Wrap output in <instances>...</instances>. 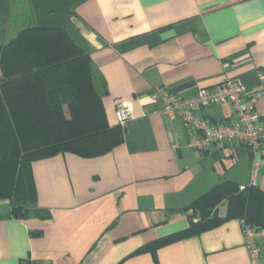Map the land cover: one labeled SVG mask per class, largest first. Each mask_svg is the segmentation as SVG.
<instances>
[{
	"label": "crops",
	"instance_id": "1",
	"mask_svg": "<svg viewBox=\"0 0 264 264\" xmlns=\"http://www.w3.org/2000/svg\"><path fill=\"white\" fill-rule=\"evenodd\" d=\"M29 26L62 27L90 55L110 126L118 101L133 110L109 151L28 163L36 204L49 217H14L0 196V264H252L240 218L189 233L204 222L190 205L220 182L247 183L252 159L264 190V132L253 154L231 141L194 149L198 132L152 96L162 86L187 96L236 80L262 88L264 126V0H0V46ZM197 115L234 118L229 103ZM226 210L223 200L211 215ZM256 239L264 254V226Z\"/></svg>",
	"mask_w": 264,
	"mask_h": 264
},
{
	"label": "trees",
	"instance_id": "2",
	"mask_svg": "<svg viewBox=\"0 0 264 264\" xmlns=\"http://www.w3.org/2000/svg\"><path fill=\"white\" fill-rule=\"evenodd\" d=\"M121 140V126L107 122L90 55L64 28L29 26L0 46V196L9 197L12 216L49 217L37 206L26 174L31 160L66 151L96 156ZM223 200L225 216L211 215ZM190 208L204 222L192 225L189 233L234 217L256 232L264 226L259 186L239 190L238 183L223 181Z\"/></svg>",
	"mask_w": 264,
	"mask_h": 264
},
{
	"label": "built area",
	"instance_id": "3",
	"mask_svg": "<svg viewBox=\"0 0 264 264\" xmlns=\"http://www.w3.org/2000/svg\"><path fill=\"white\" fill-rule=\"evenodd\" d=\"M258 76L264 87V67L259 70ZM261 92L262 88L247 91L240 82L228 79L216 88L199 87L193 94L187 96L162 86L155 90L152 97L163 113L177 116L198 132V136L190 144L192 148L203 150L215 143L231 141L247 146L253 154L261 148V136L264 132V126L256 110ZM222 103H229L232 107L234 118L230 123L213 122L197 115V110L201 107ZM132 110V101L117 102L115 116L120 126L131 118ZM258 173L259 162L252 159L250 179L245 184H239V190L256 187ZM242 232L251 263L264 264V256L256 239L255 227L242 223ZM16 264H33V262L30 258H24Z\"/></svg>",
	"mask_w": 264,
	"mask_h": 264
},
{
	"label": "rangeland",
	"instance_id": "4",
	"mask_svg": "<svg viewBox=\"0 0 264 264\" xmlns=\"http://www.w3.org/2000/svg\"><path fill=\"white\" fill-rule=\"evenodd\" d=\"M66 114H67V111H66ZM224 208H225V205H223V204L220 205V206H219V212H220V213H223Z\"/></svg>",
	"mask_w": 264,
	"mask_h": 264
}]
</instances>
